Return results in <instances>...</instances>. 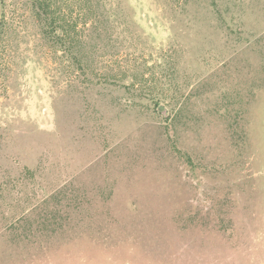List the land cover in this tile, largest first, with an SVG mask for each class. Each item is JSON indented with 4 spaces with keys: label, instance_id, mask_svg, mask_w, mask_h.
<instances>
[{
    "label": "rangeland",
    "instance_id": "1",
    "mask_svg": "<svg viewBox=\"0 0 264 264\" xmlns=\"http://www.w3.org/2000/svg\"><path fill=\"white\" fill-rule=\"evenodd\" d=\"M263 235L264 0H0V264H251Z\"/></svg>",
    "mask_w": 264,
    "mask_h": 264
},
{
    "label": "crops",
    "instance_id": "2",
    "mask_svg": "<svg viewBox=\"0 0 264 264\" xmlns=\"http://www.w3.org/2000/svg\"><path fill=\"white\" fill-rule=\"evenodd\" d=\"M261 242L262 243H261V246H260V258L259 257H257L259 259L252 258L250 260L251 264H264V235L261 238Z\"/></svg>",
    "mask_w": 264,
    "mask_h": 264
},
{
    "label": "trees",
    "instance_id": "3",
    "mask_svg": "<svg viewBox=\"0 0 264 264\" xmlns=\"http://www.w3.org/2000/svg\"><path fill=\"white\" fill-rule=\"evenodd\" d=\"M174 3H176L180 9H182V7H186L187 4L189 3L190 0H172Z\"/></svg>",
    "mask_w": 264,
    "mask_h": 264
}]
</instances>
